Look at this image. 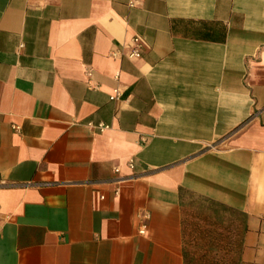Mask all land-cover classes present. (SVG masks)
I'll list each match as a JSON object with an SVG mask.
<instances>
[{
	"label": "crops",
	"instance_id": "crops-1",
	"mask_svg": "<svg viewBox=\"0 0 264 264\" xmlns=\"http://www.w3.org/2000/svg\"><path fill=\"white\" fill-rule=\"evenodd\" d=\"M232 212L264 264V0H0V264L233 259Z\"/></svg>",
	"mask_w": 264,
	"mask_h": 264
},
{
	"label": "trees",
	"instance_id": "trees-1",
	"mask_svg": "<svg viewBox=\"0 0 264 264\" xmlns=\"http://www.w3.org/2000/svg\"><path fill=\"white\" fill-rule=\"evenodd\" d=\"M232 213H233V216L237 215L236 216V219H238L237 226L239 227V234H238L239 235V247H238L237 250H235L233 248V254H234L233 259H230L229 258L230 256L229 257L222 256L221 252L223 250H221V249H219L217 247L215 248V246H212V245H215L212 242L213 241L212 239L215 236H218L216 238H220V236L222 235V237L224 238V236H227L228 234H226V233L224 234L223 232H222V234H215L214 230L210 231V230H207V229H206V232H203L204 230L201 227H199L198 223H196L198 226L193 225L192 222L190 223L191 232H192V230L195 231V233H192V234L190 233V234L193 236L194 239H196V242H197L198 235L202 234L203 236H205L208 239V244L212 246L210 248H205V249L202 250L204 252V254L208 253L207 255H209L211 257V260L208 261V264H241L240 263V255H241V250H242V248H241V244H242L241 243V239H242V229H244L243 228V217L241 216L240 213L239 214L238 213L235 214V212H232ZM207 214H208V216H206V219L211 220L212 216L210 215L209 212ZM218 222L221 223L222 225H225V223H226L225 219L222 218V217H221V220L219 219ZM234 224H236V223H234ZM227 228L229 230V227H227ZM196 251H197L196 248L195 249H190V250L189 249H185L184 253H185V258H186V264H202L199 261V259H198L199 258V253L196 252ZM225 251H226V253L230 254V250H225ZM236 255L239 256V263L236 261V257H235Z\"/></svg>",
	"mask_w": 264,
	"mask_h": 264
},
{
	"label": "built area",
	"instance_id": "built-area-1",
	"mask_svg": "<svg viewBox=\"0 0 264 264\" xmlns=\"http://www.w3.org/2000/svg\"><path fill=\"white\" fill-rule=\"evenodd\" d=\"M131 57H140L141 56V49H140V42H139V38H135L134 39V46L133 49L130 53ZM89 127L92 129H98L99 131H104L106 130L109 126L107 124L104 123H99L97 125L90 123ZM130 165L134 166V160L130 161ZM146 218H148V216L146 215ZM146 228H147V224L144 222L141 224V228H140V232L141 233H145L146 232Z\"/></svg>",
	"mask_w": 264,
	"mask_h": 264
},
{
	"label": "rangeland",
	"instance_id": "rangeland-1",
	"mask_svg": "<svg viewBox=\"0 0 264 264\" xmlns=\"http://www.w3.org/2000/svg\"><path fill=\"white\" fill-rule=\"evenodd\" d=\"M229 236V235H228ZM199 243H197L196 242V245H198ZM224 245V244H223ZM221 250H223L222 252H221V255L222 256H225V257H229L230 256V254H228V253H226V251L225 250H227V249H225V248H223V249H221ZM196 252H198L199 253V261L202 263V264H208V261L209 260H211V257L209 256V255H207V254H204V252L201 250V249H198L197 248V251ZM233 256H234V254H233ZM230 258V257H229Z\"/></svg>",
	"mask_w": 264,
	"mask_h": 264
}]
</instances>
